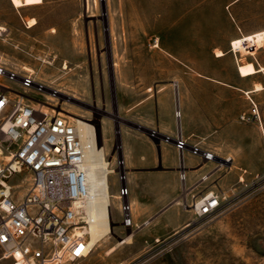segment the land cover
<instances>
[{
	"label": "rangeland",
	"instance_id": "rangeland-1",
	"mask_svg": "<svg viewBox=\"0 0 264 264\" xmlns=\"http://www.w3.org/2000/svg\"><path fill=\"white\" fill-rule=\"evenodd\" d=\"M32 18L36 23L30 27ZM0 26V64L45 85L41 94L29 91L31 96L49 98L65 113L89 120L108 152L116 145L125 149L129 132L147 135L155 146L160 142L170 155L180 154L179 170L190 157L199 158L205 173L198 195L214 190L221 196L217 214L198 218L189 210L185 229L163 232L154 219L147 229L124 228L114 196L117 176L110 174L113 232L85 258L61 264H264V88L244 92L239 86H264V70L244 78L239 72L247 61L264 66V48L251 41L242 55L231 45L264 29V0H42L22 7L0 0ZM53 91L56 98L49 95ZM156 94L164 100L161 111L168 113L160 122ZM176 94L178 103L185 95L193 110L188 133L196 143L188 142L213 152V160L180 153L167 141V135L184 131ZM251 100L262 125L239 117L242 104H249L248 111ZM25 177L13 180L15 199L27 189ZM159 181L182 182L175 203L184 202L190 179L185 184L166 175ZM172 205L165 204L158 215L168 218ZM131 232L130 242L107 253Z\"/></svg>",
	"mask_w": 264,
	"mask_h": 264
},
{
	"label": "built area",
	"instance_id": "built-area-1",
	"mask_svg": "<svg viewBox=\"0 0 264 264\" xmlns=\"http://www.w3.org/2000/svg\"><path fill=\"white\" fill-rule=\"evenodd\" d=\"M10 82L19 88H12ZM44 90L45 85L31 74L0 64V261L6 264H61L91 252L86 231L89 213L84 205L90 195L88 148L78 131L79 119L71 118L58 102L33 97L29 92L41 94ZM55 93L49 95L56 98ZM239 117L262 125L254 101ZM166 139L173 141L180 153L189 150L204 161L215 158L213 152L190 144L182 132ZM99 144L107 160V180L110 174L117 176L114 196L122 213L120 224L132 229L131 190L122 147L116 145L107 153L102 140ZM22 174L29 183L22 197L15 199L13 180ZM180 178L186 182L184 165ZM198 196L191 201L185 198L184 208L198 218L217 214L222 202L219 193L211 190ZM109 197L111 210V193Z\"/></svg>",
	"mask_w": 264,
	"mask_h": 264
},
{
	"label": "crops",
	"instance_id": "crops-1",
	"mask_svg": "<svg viewBox=\"0 0 264 264\" xmlns=\"http://www.w3.org/2000/svg\"><path fill=\"white\" fill-rule=\"evenodd\" d=\"M241 77L244 78L245 76ZM239 86H242L240 89L244 92H248L253 89L250 84L243 83ZM166 91L168 93L165 96H168V104L171 106L173 100L170 88ZM149 98L150 96L146 99ZM176 100L177 94L176 97L174 96V101ZM155 101H157L158 104V120L160 122L168 113L161 111L160 106L164 100L160 94L155 95ZM188 104L189 103L185 95L181 94L179 98V108H181V113L183 111L180 119L181 126L182 128L184 127V129H182L184 130L183 134L191 142L196 143V141L192 139L188 133L192 123H194L192 120L193 115L191 114L193 110L189 109ZM242 106H244V109L240 111V113L249 108V104H242ZM162 114L164 116H162ZM169 114L170 119L172 118L173 120L171 111ZM169 133H172L171 130ZM125 134L127 138L126 148L123 149L122 146V150L126 160V166L128 168V185L131 190L130 200L132 202L134 224L137 226L136 228L147 229V225H149L150 221L154 219L159 221L157 222V228L163 229L161 230L163 232L165 231L167 233H171L178 229H185L190 224L191 211L182 207L183 201L179 200L175 203V200H177L182 193V182L180 184H168L159 181L160 178H163L166 175H171L173 178L179 179L180 170L178 169V166L182 162L181 159V161L179 160L180 154H178L177 157L170 155L168 150L161 146L162 167H159L160 160L157 148L154 142L147 135L143 133L134 134L129 132H125ZM199 164L200 159H196L195 157H190L189 163H185L186 180L190 179V184L186 185L188 188L186 195L188 201H190L193 196L198 195L200 184L197 183L200 178L202 179L201 176L205 173L204 166L199 167ZM116 194L117 193L114 195ZM182 200H185V197H183ZM171 203L173 205L169 209L173 212L170 216H168V218H163L162 215H158V212L165 204Z\"/></svg>",
	"mask_w": 264,
	"mask_h": 264
},
{
	"label": "bare ground",
	"instance_id": "bare-ground-1",
	"mask_svg": "<svg viewBox=\"0 0 264 264\" xmlns=\"http://www.w3.org/2000/svg\"><path fill=\"white\" fill-rule=\"evenodd\" d=\"M15 7L29 6L41 3L42 0H11ZM36 23V19L32 18L29 21V26L32 27ZM4 27L0 26V33ZM257 48H264V29L256 31L251 35H245L243 37L232 40V50L240 52L242 55H247L251 48V43ZM222 51H218L217 55H222ZM264 70L263 65H256L254 61H247L239 65V72L241 76L254 75ZM264 88L262 83H256L255 88L251 91H258ZM248 91V92H251ZM179 109V107L177 108ZM68 115L73 119L78 120V131L83 137L87 146L88 154V175H89V188L90 195L85 201L84 205L89 213L88 224L86 231L88 233V241L91 250H93L99 240L105 236H109L113 232L111 210L109 206L110 202V188L107 180V160L104 155V150L99 144L97 134H95L93 124L86 119L75 117L72 111H67ZM181 113V112H180ZM179 114V113H178ZM95 127V126H94ZM97 144V145H96ZM108 152V151H107ZM213 157H215L213 153ZM232 159L233 157H228ZM203 178H207L206 175ZM132 232L129 233L122 241L119 240L118 244L112 245L107 249V253H112L116 250L117 246L123 242H130L132 238ZM89 255V254H88ZM87 255V256H88Z\"/></svg>",
	"mask_w": 264,
	"mask_h": 264
},
{
	"label": "water",
	"instance_id": "water-1",
	"mask_svg": "<svg viewBox=\"0 0 264 264\" xmlns=\"http://www.w3.org/2000/svg\"><path fill=\"white\" fill-rule=\"evenodd\" d=\"M178 98V97H177ZM177 107H179V103L177 101ZM156 146H157V150H158V156H159V160H160V166L159 167H162V164H161V145H160V142L156 141Z\"/></svg>",
	"mask_w": 264,
	"mask_h": 264
}]
</instances>
